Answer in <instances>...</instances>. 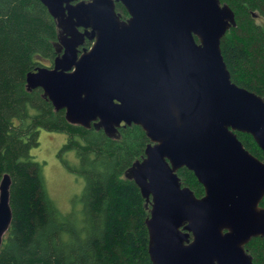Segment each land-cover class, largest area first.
Listing matches in <instances>:
<instances>
[{"label": "water", "instance_id": "water-1", "mask_svg": "<svg viewBox=\"0 0 264 264\" xmlns=\"http://www.w3.org/2000/svg\"><path fill=\"white\" fill-rule=\"evenodd\" d=\"M56 20L61 53L27 72L68 122L113 137L138 125L145 156L127 170L149 204L153 264H255L244 246L264 237V97L231 80L220 41L236 25L220 0H40ZM120 2L128 17L115 11ZM81 28L82 30H80ZM89 39V48L79 49ZM192 171L195 196L177 171ZM11 179L0 180V245L9 228Z\"/></svg>", "mask_w": 264, "mask_h": 264}, {"label": "trees", "instance_id": "trees-1", "mask_svg": "<svg viewBox=\"0 0 264 264\" xmlns=\"http://www.w3.org/2000/svg\"><path fill=\"white\" fill-rule=\"evenodd\" d=\"M220 2L229 5L236 21L220 41L231 80L264 97V0ZM115 11L127 15L118 1ZM58 37L56 20L40 0H0V180L9 174L12 210L0 264H153L145 224L149 204L127 173L145 156V131L121 125L110 137L93 122L70 123L40 88H26L27 72L51 66L59 54ZM41 129L64 133L60 156L73 150L78 159L65 164L84 185L78 206L64 212L47 191L42 164L31 155ZM236 135L251 154L264 157L250 134ZM177 175L195 196L203 194L192 171L182 167ZM244 248L255 264H264V237H253Z\"/></svg>", "mask_w": 264, "mask_h": 264}, {"label": "rangeland", "instance_id": "rangeland-1", "mask_svg": "<svg viewBox=\"0 0 264 264\" xmlns=\"http://www.w3.org/2000/svg\"><path fill=\"white\" fill-rule=\"evenodd\" d=\"M66 136L60 132H50L41 129L38 135V145L31 148L33 159L42 164V172L47 191L58 208L64 212L72 205L78 206L75 199L80 195L84 181L75 172L69 170L68 165L78 163L73 150L61 154L60 148Z\"/></svg>", "mask_w": 264, "mask_h": 264}, {"label": "flooded vegetation", "instance_id": "flooded-vegetation-1", "mask_svg": "<svg viewBox=\"0 0 264 264\" xmlns=\"http://www.w3.org/2000/svg\"><path fill=\"white\" fill-rule=\"evenodd\" d=\"M120 17V16H119ZM128 17V14L125 16V18H121V19H126ZM80 30H82L81 28H79ZM86 39V38H85ZM83 48H86L85 46H83V45H81V46H79V49L80 50H82ZM87 48H89V47H87ZM58 50H59V54L61 53V50H62V47L60 46V44H59V47H58ZM58 54V55H59ZM53 64V63H52ZM52 66V65H51ZM51 66H48V67H51ZM246 149V148H245ZM255 156V155H254ZM258 159H260V158H258ZM260 160H264V157L263 158H261ZM252 258V257H251Z\"/></svg>", "mask_w": 264, "mask_h": 264}]
</instances>
